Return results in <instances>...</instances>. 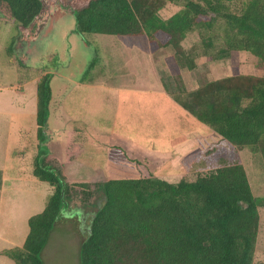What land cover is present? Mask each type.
<instances>
[{"label": "trees", "instance_id": "1", "mask_svg": "<svg viewBox=\"0 0 264 264\" xmlns=\"http://www.w3.org/2000/svg\"><path fill=\"white\" fill-rule=\"evenodd\" d=\"M169 2L182 6L164 19L160 11ZM45 4L1 0L2 9L23 27L32 26ZM76 23L82 34H146L153 53L171 48L170 77L186 95L179 102L228 142L209 151L217 166L194 180L148 176L97 183L106 200L81 243L80 264H256L264 198L253 193L238 148L250 147L264 160V76L244 74L233 65L232 74L187 93L181 70L196 67L183 45L188 34L200 33L203 45V29L215 26L222 34L218 58L233 62L247 51L264 66V0H87L76 10ZM18 65L23 76L26 65L22 60ZM52 94L47 73L38 83L39 154L33 173L55 189L45 209L30 217L24 245L4 250L16 264H45L42 253L63 209L74 206V211L97 192L89 181H67L59 162L48 158Z\"/></svg>", "mask_w": 264, "mask_h": 264}, {"label": "crops", "instance_id": "2", "mask_svg": "<svg viewBox=\"0 0 264 264\" xmlns=\"http://www.w3.org/2000/svg\"><path fill=\"white\" fill-rule=\"evenodd\" d=\"M48 2L43 11L51 8L55 0ZM4 15L0 17L6 20L5 25L0 21V39L1 35L6 36L5 31L14 21L9 14ZM61 16L55 14L51 18L58 20ZM45 22L40 16L32 26L21 28L30 29V34L38 36ZM116 36L132 38L121 39V43H129L123 44L125 47L132 48V54L127 55L128 67L132 69L96 79H75L60 74L67 81L63 90L55 88L51 76L49 158L59 162L69 182L78 171L84 172L82 177L94 179L89 182L102 178H139L124 172L134 169V161L147 164V177L178 182L174 178H183L199 167L204 129L209 127L179 102L186 95L178 92L170 77L166 56L171 52L167 48L153 53L146 34ZM104 38L105 50L108 40ZM187 38L183 45L194 55L196 67H185L181 72L187 93H192L203 83L199 52L202 43L196 41L188 47ZM25 65L23 71H28V75L21 76L18 59L12 51L8 59L0 61L3 79L0 84V264H16L4 250L24 245L30 231V217L45 209L55 189L33 173L39 154L38 83L49 72L29 71ZM200 163L203 167V162ZM63 213L48 243L57 228L74 224L80 229L79 214L70 210Z\"/></svg>", "mask_w": 264, "mask_h": 264}, {"label": "rangeland", "instance_id": "3", "mask_svg": "<svg viewBox=\"0 0 264 264\" xmlns=\"http://www.w3.org/2000/svg\"><path fill=\"white\" fill-rule=\"evenodd\" d=\"M46 3L49 0H45ZM87 0H55L46 11H42L38 16H43L47 22L38 36L30 34V29H22L16 22H11L6 36L1 35L0 39V61L8 59L9 52L17 57L18 62L22 60L31 69L36 72L47 71L54 77L55 88L65 89L67 81L61 75H70L75 79H96L106 78L111 72L127 70L129 62L127 55L132 54V48L125 47L121 39H132L129 37L105 35V34H82L77 30L76 10L80 9ZM178 2H169L166 7L160 11L162 18H168L181 8ZM3 16L6 13L1 6L0 12ZM56 14H62L58 20L51 18ZM1 17V16H0ZM37 17V18H38ZM48 18V19H47ZM0 21L5 25L3 18ZM55 21V22H54ZM54 23V24H53ZM53 25V26H52ZM74 31H72V29ZM203 29L205 44L200 47V59L203 62V71L200 78L203 83L209 78L215 79L230 75L233 72V65L238 66L242 73L264 76V66L250 52L241 51L236 59H220L217 56L221 48L220 36L217 33L221 30L215 26L212 31ZM202 33V32H201ZM104 37H107L106 49H103ZM116 37V38H115ZM202 38V35H201ZM200 33L190 32L186 43L188 47L196 41H201ZM115 39L116 41L110 40ZM90 42V43H89ZM211 42V46H206ZM89 43V46H88ZM127 49V50H125ZM167 52L173 53V50L167 48ZM127 51V53L125 52ZM166 52V54H167ZM170 54V55H171ZM1 67V66H0ZM133 67L130 66L129 70ZM28 75V71L24 72ZM3 82L0 73V84ZM123 108V107H122ZM206 127V126H205ZM207 129V130H206ZM228 146V142L221 138L219 134L204 129V150L202 156H199V167L191 172H187L185 177L194 180L197 176L205 174L209 168L216 167L218 162L210 159L209 151ZM239 154L242 163L246 169L253 193L256 197L264 198V160L262 154L252 150L250 147H239ZM207 155V156H206ZM185 157L188 155L185 154ZM50 156H48L49 158ZM191 157V156H190ZM207 157V158H206ZM194 160V157L191 159ZM191 160L189 162H191ZM203 162V167L201 163ZM134 169H128L131 177H147V164L134 161ZM140 166L143 169L138 170ZM202 168V169H201ZM76 173V172H75ZM84 172L78 171L73 181H92L94 179L82 177ZM182 178H174L178 181ZM107 180L106 178L91 182L97 191L91 201L79 204L74 211L79 214L82 224L80 229L75 228L74 224L65 225L63 229L57 228L51 236L47 245L46 256H43L45 264H80L81 243L86 240L90 234V225L95 215V210L99 209L105 203V197L101 190H98L97 183ZM74 206L68 207V210ZM260 227L256 245V264H264V205L259 206ZM68 213V212H67ZM47 261H46V259Z\"/></svg>", "mask_w": 264, "mask_h": 264}, {"label": "water", "instance_id": "4", "mask_svg": "<svg viewBox=\"0 0 264 264\" xmlns=\"http://www.w3.org/2000/svg\"><path fill=\"white\" fill-rule=\"evenodd\" d=\"M62 193L64 194V188H63V190H62ZM65 210H66V208L63 209V212H64Z\"/></svg>", "mask_w": 264, "mask_h": 264}, {"label": "flooded vegetation", "instance_id": "5", "mask_svg": "<svg viewBox=\"0 0 264 264\" xmlns=\"http://www.w3.org/2000/svg\"><path fill=\"white\" fill-rule=\"evenodd\" d=\"M72 211V209H70V212Z\"/></svg>", "mask_w": 264, "mask_h": 264}, {"label": "built area", "instance_id": "6", "mask_svg": "<svg viewBox=\"0 0 264 264\" xmlns=\"http://www.w3.org/2000/svg\"><path fill=\"white\" fill-rule=\"evenodd\" d=\"M1 16H3V14H1Z\"/></svg>", "mask_w": 264, "mask_h": 264}]
</instances>
